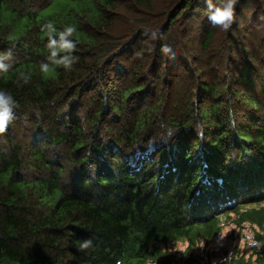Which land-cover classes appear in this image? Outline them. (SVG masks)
I'll use <instances>...</instances> for the list:
<instances>
[{
  "label": "trees",
  "instance_id": "trees-1",
  "mask_svg": "<svg viewBox=\"0 0 264 264\" xmlns=\"http://www.w3.org/2000/svg\"><path fill=\"white\" fill-rule=\"evenodd\" d=\"M220 5L0 0V264H264L195 253L228 203L264 235V0L227 28ZM69 27L66 68L48 42Z\"/></svg>",
  "mask_w": 264,
  "mask_h": 264
},
{
  "label": "rangeland",
  "instance_id": "rangeland-1",
  "mask_svg": "<svg viewBox=\"0 0 264 264\" xmlns=\"http://www.w3.org/2000/svg\"><path fill=\"white\" fill-rule=\"evenodd\" d=\"M230 214L233 219L238 217L235 212ZM233 219L223 220L221 224L222 229L210 241L206 242L205 238L202 237L199 239L195 253L202 259H205L203 262L223 260V258L231 256V252H234L236 249L248 257L253 247L261 246L257 237V234H259L264 241L261 228L257 225H252L249 221L239 223V220ZM187 245L188 241H179L171 243L166 249L179 256L185 251ZM262 245H264V242Z\"/></svg>",
  "mask_w": 264,
  "mask_h": 264
},
{
  "label": "clouds",
  "instance_id": "clouds-1",
  "mask_svg": "<svg viewBox=\"0 0 264 264\" xmlns=\"http://www.w3.org/2000/svg\"><path fill=\"white\" fill-rule=\"evenodd\" d=\"M235 0H221V5L216 6L208 15V20L213 25H221L224 28H227L229 23L232 20L233 16V7ZM49 33L56 32V29L52 24L47 25ZM74 31L73 28H66L64 31L57 33L59 40L49 37L48 47L51 49V57H57L58 52H67L62 58L54 59L56 65H63L66 68H70L74 57L70 54L71 50L75 47V44L72 40L67 37ZM170 49L165 45L162 47V52H168ZM0 67H4L0 65ZM45 71H48V65H43ZM14 103L11 95L0 92V132L4 131L6 124L13 119L12 113V104ZM89 241H85L81 247H87Z\"/></svg>",
  "mask_w": 264,
  "mask_h": 264
}]
</instances>
